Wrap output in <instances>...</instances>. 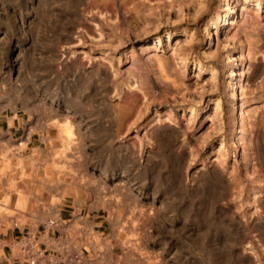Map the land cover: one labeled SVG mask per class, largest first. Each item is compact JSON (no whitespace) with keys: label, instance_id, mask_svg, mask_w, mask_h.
I'll return each mask as SVG.
<instances>
[{"label":"rangeland","instance_id":"374dc122","mask_svg":"<svg viewBox=\"0 0 264 264\" xmlns=\"http://www.w3.org/2000/svg\"><path fill=\"white\" fill-rule=\"evenodd\" d=\"M91 1L0 0V236L73 203L81 264H264V0Z\"/></svg>","mask_w":264,"mask_h":264},{"label":"built area","instance_id":"2783aa9c","mask_svg":"<svg viewBox=\"0 0 264 264\" xmlns=\"http://www.w3.org/2000/svg\"><path fill=\"white\" fill-rule=\"evenodd\" d=\"M64 229L59 214L41 218L35 230H19L9 240L0 238V259L4 264L83 263L90 245L85 238L72 237ZM80 229L86 236L93 235L89 230Z\"/></svg>","mask_w":264,"mask_h":264},{"label":"crops","instance_id":"0c3cea01","mask_svg":"<svg viewBox=\"0 0 264 264\" xmlns=\"http://www.w3.org/2000/svg\"><path fill=\"white\" fill-rule=\"evenodd\" d=\"M12 111V110H10ZM8 135L10 138L12 136L19 134L16 138H20L24 134V125L22 119L18 116L17 112H13L11 115L6 112V108H3L0 105V135ZM32 143V138H29L26 141V144ZM66 208H61V212L59 213L60 219L64 224V230L71 235L72 237H80L87 238L81 229H86L92 232L93 235H98L102 237V233L106 229L104 226V222L99 218V215L92 213L90 209L81 205L77 207L76 205L70 204L65 205ZM18 233H10L9 235L0 236L1 239H12L17 236ZM82 236V237H81ZM41 239V238H40ZM2 250L0 249V252ZM91 255V260L93 263L106 262L108 263L110 257L119 255L112 251V249H108L107 247L99 249V247H93L91 251H89ZM117 258V259H118ZM5 262L0 259V264H4Z\"/></svg>","mask_w":264,"mask_h":264},{"label":"bare ground","instance_id":"6f19581e","mask_svg":"<svg viewBox=\"0 0 264 264\" xmlns=\"http://www.w3.org/2000/svg\"><path fill=\"white\" fill-rule=\"evenodd\" d=\"M93 1V0H92ZM91 1V2H92ZM98 0H95L93 1L94 4L98 5L97 2ZM100 1V0H99ZM102 4L106 7L109 5V3H107L105 0H101ZM100 3V2H99ZM97 8V7H96ZM21 50V49H20ZM19 51V50H18ZM138 94H136V92H133L131 90H126L124 92V94L122 95V101H123V105H122V108L123 110L120 111L119 113V119L120 120H124L125 118H127L130 110H132V102L134 101L135 97L137 96Z\"/></svg>","mask_w":264,"mask_h":264}]
</instances>
